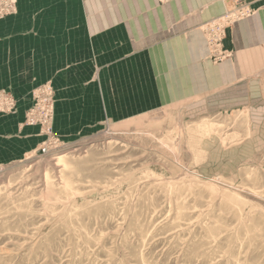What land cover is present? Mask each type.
Here are the masks:
<instances>
[{
	"label": "rangeland",
	"instance_id": "374dc122",
	"mask_svg": "<svg viewBox=\"0 0 264 264\" xmlns=\"http://www.w3.org/2000/svg\"><path fill=\"white\" fill-rule=\"evenodd\" d=\"M243 1L254 13L229 27L227 57L202 30L215 19L201 26L213 73L194 97L60 111L45 82L17 112L0 89L16 103L0 110V264H264V75L221 73L229 33L258 12Z\"/></svg>",
	"mask_w": 264,
	"mask_h": 264
},
{
	"label": "crops",
	"instance_id": "0c3cea01",
	"mask_svg": "<svg viewBox=\"0 0 264 264\" xmlns=\"http://www.w3.org/2000/svg\"><path fill=\"white\" fill-rule=\"evenodd\" d=\"M16 1L17 13L0 19V89L16 96L17 112L45 82L60 111L114 105L120 94L141 104L164 103L169 91L194 97L213 73L201 26L230 7L226 0ZM248 1L258 12L225 41L233 57L221 65L224 84L247 86L264 75V0Z\"/></svg>",
	"mask_w": 264,
	"mask_h": 264
},
{
	"label": "built area",
	"instance_id": "2783aa9c",
	"mask_svg": "<svg viewBox=\"0 0 264 264\" xmlns=\"http://www.w3.org/2000/svg\"><path fill=\"white\" fill-rule=\"evenodd\" d=\"M230 3L233 6V10L226 12L222 17L209 22L207 26H203L202 30L205 33L206 37L209 38L212 45H214L215 54L220 56L227 57L231 52L225 51L223 49V43L226 39V35L229 31V27L235 22H238L240 19L252 15L254 12L249 5H247L243 0H231ZM16 10V4L14 2L2 3L0 8L1 14H8ZM219 45V46H218ZM52 94V89L50 87V93L46 94L48 96V101H50V95ZM51 102V101H50ZM52 104H47V106L41 108V110H54L51 108ZM16 107L15 99L6 92L0 93V110L2 112H10ZM47 151L44 150V153Z\"/></svg>",
	"mask_w": 264,
	"mask_h": 264
}]
</instances>
